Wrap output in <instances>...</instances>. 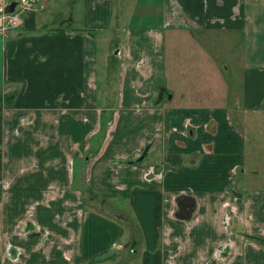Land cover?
Here are the masks:
<instances>
[{
    "label": "crops",
    "instance_id": "1",
    "mask_svg": "<svg viewBox=\"0 0 264 264\" xmlns=\"http://www.w3.org/2000/svg\"><path fill=\"white\" fill-rule=\"evenodd\" d=\"M60 2L0 17V264H264V184L230 109L238 89L264 110V0H171L176 21L163 0L149 25L124 0Z\"/></svg>",
    "mask_w": 264,
    "mask_h": 264
},
{
    "label": "rangeland",
    "instance_id": "2",
    "mask_svg": "<svg viewBox=\"0 0 264 264\" xmlns=\"http://www.w3.org/2000/svg\"><path fill=\"white\" fill-rule=\"evenodd\" d=\"M166 7L168 8V4L170 7V12L172 15L170 17L174 16V19L176 21L177 14H175V9L172 7L171 0H166ZM162 5H163V0H151L150 5L146 0H124L123 3V9L124 10V16H128L131 14V18H134L135 22H141L143 25H149L153 24L154 22L161 23L162 22ZM20 5L17 6L16 10L14 13L19 14L20 13ZM165 7V5H164ZM56 13L57 11L60 12L63 16H66L70 10V5L67 4L66 0H62L58 4V8L56 7ZM55 16V15H54ZM54 16L52 21L54 20ZM169 17V18H170ZM51 21V19H49ZM148 27V26H144ZM117 33H120L119 30L116 29ZM113 36H117L116 34ZM185 36V35H184ZM116 38V37H115ZM189 38V35L187 34V37L183 40L181 44H183L186 48L182 49L183 52H193V50L188 47L187 42ZM105 49L106 45L104 43H100V48H99V62H100V71L105 73V70H107V66L111 65V69L113 70V76H111V80L114 83L115 77L118 72V66H114V63L111 62L113 59V48L111 47L108 52V62L105 61ZM227 50V48H224ZM239 50H236L238 52ZM239 53V52H238ZM220 55L222 58H224L223 66L225 65V69L229 71L228 74H226L227 79L228 77L231 78L229 75L233 77V74L238 75V68H237V53H227L225 50L220 51ZM198 63H203V61H198ZM108 66V67H109ZM224 68V67H223ZM204 78V77H203ZM205 82V81H204ZM112 84V83H111ZM113 85V84H112ZM238 88V86H237ZM113 92H110V94H113ZM213 98V97H212ZM209 99L210 102H212L211 98H206ZM240 99V92L238 89H235L234 92H231V105L232 107L231 112L233 116V122L236 128L239 131H244L247 136H248V142H247V147H246V156L248 157L247 159V164H250V169H254L256 172H251V176H248L247 179L249 181L257 182L258 184H264V110L262 112H247L243 114V111L238 105ZM110 126V125H109ZM84 206H87V202H84ZM127 203L123 201L122 203L120 202V210L125 211L127 209ZM128 210V209H127ZM130 210V208H129ZM126 253L127 250H125ZM139 263V258H136L132 261L131 264H138Z\"/></svg>",
    "mask_w": 264,
    "mask_h": 264
},
{
    "label": "built area",
    "instance_id": "3",
    "mask_svg": "<svg viewBox=\"0 0 264 264\" xmlns=\"http://www.w3.org/2000/svg\"><path fill=\"white\" fill-rule=\"evenodd\" d=\"M15 2L14 10L8 11L10 3ZM28 0H0V17L8 25H16L20 21V15L14 13L18 5L27 4Z\"/></svg>",
    "mask_w": 264,
    "mask_h": 264
},
{
    "label": "water",
    "instance_id": "4",
    "mask_svg": "<svg viewBox=\"0 0 264 264\" xmlns=\"http://www.w3.org/2000/svg\"><path fill=\"white\" fill-rule=\"evenodd\" d=\"M14 6H15V2L10 3V5L8 7V11H13L14 10Z\"/></svg>",
    "mask_w": 264,
    "mask_h": 264
},
{
    "label": "trees",
    "instance_id": "5",
    "mask_svg": "<svg viewBox=\"0 0 264 264\" xmlns=\"http://www.w3.org/2000/svg\"><path fill=\"white\" fill-rule=\"evenodd\" d=\"M0 195H1V188H0ZM181 203H179V205H180ZM187 206V208H188V206L189 205H186ZM191 206L193 207L194 205L191 203ZM178 211H180V209H178Z\"/></svg>",
    "mask_w": 264,
    "mask_h": 264
}]
</instances>
